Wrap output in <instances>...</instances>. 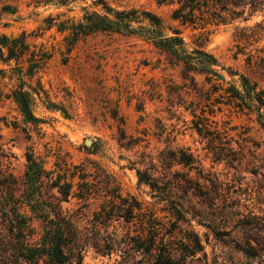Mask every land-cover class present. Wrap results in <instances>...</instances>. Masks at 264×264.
I'll return each instance as SVG.
<instances>
[{"label":"rangeland","instance_id":"1","mask_svg":"<svg viewBox=\"0 0 264 264\" xmlns=\"http://www.w3.org/2000/svg\"><path fill=\"white\" fill-rule=\"evenodd\" d=\"M104 3L152 11L167 27L181 30L190 50L196 46L200 32L179 25L171 18L172 6L157 0H0V36L25 33L30 51L50 55L35 77L44 90L34 102L42 120L38 126L25 121L11 98L17 84L11 73L0 77L1 169L21 183L32 154L54 178L69 181L71 174H86L95 184L89 200L77 196L75 185L68 201L60 203L63 213L88 235L84 264H133L119 250L103 254L91 242L97 232L103 238L113 233L122 238L142 224L139 217L130 223L116 218L96 222L95 213L114 188L123 197H135L146 210H155L166 239L176 246L198 235L206 251V258L199 253L200 264H264V257L248 260L238 251L241 224L253 223L264 235V119L222 97L231 84L240 86L243 76L264 89V33L240 39L236 25L211 27L204 48L218 58L217 69L226 82L219 87L197 75L193 84L183 77L182 66L171 63L152 42L99 33L81 39L68 52L66 34L46 22L79 20L86 11L103 13ZM262 19L257 15L238 25L252 26ZM196 125L211 131L214 144ZM164 155L175 160L190 155L192 160L167 167ZM139 171L149 172L161 185H176L183 218L172 215L166 202L157 203L151 188L139 181ZM186 186L197 192H186ZM50 193L59 196L57 189Z\"/></svg>","mask_w":264,"mask_h":264},{"label":"trees","instance_id":"2","mask_svg":"<svg viewBox=\"0 0 264 264\" xmlns=\"http://www.w3.org/2000/svg\"><path fill=\"white\" fill-rule=\"evenodd\" d=\"M157 2L172 6L171 18L179 25L200 32L192 50L179 28L167 27L161 16L143 8L117 9L104 3L103 13L86 11L79 20L49 18L46 22L49 28L56 27L59 32L66 34L64 39L68 52L81 39L99 33L135 36L152 42L167 55L171 63L180 64L183 77L190 79L193 84L197 83V75H204L208 83L219 87L226 81L217 69L220 66L218 58L204 48V42L208 40L206 31L209 32L211 27L236 25L240 39L264 33V0ZM257 15L263 19L252 26L239 27L238 23L247 22ZM26 40L25 33L18 37L0 36V77L5 78L11 73L10 79L14 78L17 82L11 90V98L17 103L25 121L38 126L42 120L35 114L34 102L44 90L39 78L35 77L50 55L42 50L30 51V44ZM25 56L28 58L25 59ZM248 60L251 62V56ZM25 63H29L27 68L24 67ZM261 63L264 69V59ZM224 93L226 95L222 97L227 96V103L240 111L256 112L264 119V89H260L256 82L243 76L240 86L231 84ZM196 128L203 137L209 138L212 134L211 131L206 133L198 125ZM209 141L214 144L213 138H209ZM3 155L1 152L0 156ZM172 156L164 155L167 167H171L174 161L188 165L192 160L190 155H185L181 160H175ZM27 161V171L21 183L0 167V264H84L83 252L89 241L88 235L70 216L63 213L60 203L68 201L75 185L79 189L77 196L89 200L95 196V184L87 179L86 174H71L69 181L61 177L54 178L45 169L44 162L32 154L28 155ZM138 175L139 181L151 188L157 203L166 202L172 215L183 218V206L177 200L176 185L167 182L161 185V180L155 179L147 171H139ZM76 177L79 178L77 183L74 181ZM53 189H57L58 197L50 193ZM183 190L197 192L191 186ZM112 195L104 199L100 211L95 213L96 222L108 223L116 218L130 223L139 217L142 224L135 234L127 231L122 238L117 233L103 238L97 232L91 242L99 252L110 254L119 250L122 255L133 258V264H200L203 258L199 253L206 258L205 247L198 235L194 234V239L176 246L166 239L167 234L163 232L155 210H146L135 197H123L119 189L114 188ZM36 222L39 223V229ZM241 225L244 229L238 234V251L248 260H261L264 257V235H261V229L253 223Z\"/></svg>","mask_w":264,"mask_h":264}]
</instances>
